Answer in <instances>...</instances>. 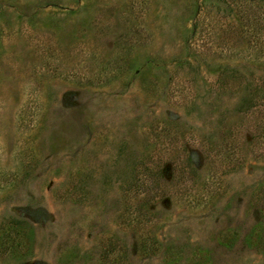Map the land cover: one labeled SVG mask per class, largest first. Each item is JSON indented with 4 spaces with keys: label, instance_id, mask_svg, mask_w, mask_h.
Masks as SVG:
<instances>
[{
    "label": "rangeland",
    "instance_id": "obj_1",
    "mask_svg": "<svg viewBox=\"0 0 264 264\" xmlns=\"http://www.w3.org/2000/svg\"><path fill=\"white\" fill-rule=\"evenodd\" d=\"M0 264H264V0H0Z\"/></svg>",
    "mask_w": 264,
    "mask_h": 264
},
{
    "label": "trees",
    "instance_id": "obj_2",
    "mask_svg": "<svg viewBox=\"0 0 264 264\" xmlns=\"http://www.w3.org/2000/svg\"><path fill=\"white\" fill-rule=\"evenodd\" d=\"M225 154H226L225 157L226 158L228 157L230 159L231 156L233 157L234 152H231L230 148L228 147V151L227 152L225 151ZM11 224H14L16 228H12V232H10V234H11L12 237L10 239H12V241H13V238L16 237L17 244L12 243L11 246L10 245L8 246V249L13 248L14 250L18 251V248H20L23 245V242L26 239L27 235H29V234L32 233V230L31 229L28 230L29 231V234H26V232H24L25 228L26 229L30 228L29 226H25V227L23 226V225H30V224L26 223V221H24V220L14 219L11 222ZM20 233H22L23 236L21 234V237L18 238V235ZM19 239H21L22 242H19L18 241Z\"/></svg>",
    "mask_w": 264,
    "mask_h": 264
}]
</instances>
